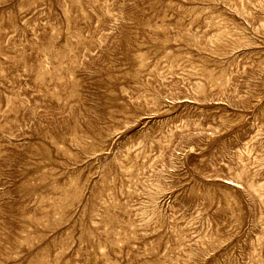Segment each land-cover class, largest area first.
I'll return each instance as SVG.
<instances>
[{"label": "rangeland", "instance_id": "374dc122", "mask_svg": "<svg viewBox=\"0 0 264 264\" xmlns=\"http://www.w3.org/2000/svg\"><path fill=\"white\" fill-rule=\"evenodd\" d=\"M0 264H264V0H0Z\"/></svg>", "mask_w": 264, "mask_h": 264}]
</instances>
